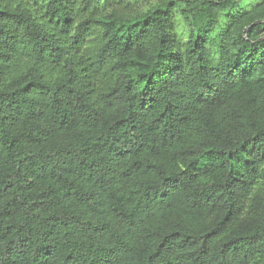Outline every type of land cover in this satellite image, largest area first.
<instances>
[{"label": "trees", "instance_id": "obj_1", "mask_svg": "<svg viewBox=\"0 0 264 264\" xmlns=\"http://www.w3.org/2000/svg\"><path fill=\"white\" fill-rule=\"evenodd\" d=\"M0 264H264V0H0Z\"/></svg>", "mask_w": 264, "mask_h": 264}, {"label": "rangeland", "instance_id": "obj_2", "mask_svg": "<svg viewBox=\"0 0 264 264\" xmlns=\"http://www.w3.org/2000/svg\"><path fill=\"white\" fill-rule=\"evenodd\" d=\"M179 26H180L181 31L186 29V27L182 23H179Z\"/></svg>", "mask_w": 264, "mask_h": 264}]
</instances>
